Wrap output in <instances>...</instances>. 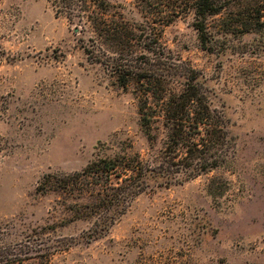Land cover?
Here are the masks:
<instances>
[{"label":"rangeland","instance_id":"rangeland-1","mask_svg":"<svg viewBox=\"0 0 264 264\" xmlns=\"http://www.w3.org/2000/svg\"><path fill=\"white\" fill-rule=\"evenodd\" d=\"M110 1L130 23L151 18L138 0ZM219 19L210 49L192 15L158 27L169 54L201 72L234 157L184 184H151L94 239L92 220L39 187L128 143L145 155L138 95L88 58L87 34L53 1L0 0V250L33 257L23 264H264V30L223 36Z\"/></svg>","mask_w":264,"mask_h":264},{"label":"trees","instance_id":"trees-1","mask_svg":"<svg viewBox=\"0 0 264 264\" xmlns=\"http://www.w3.org/2000/svg\"><path fill=\"white\" fill-rule=\"evenodd\" d=\"M51 1L87 34L88 58L104 66L121 88H135L149 145L143 155L128 143L79 172L48 175L39 187L64 196L76 220H92L97 239L151 184H184L234 157L236 139L224 114L209 103L201 72L169 54L158 26L192 15L201 43L212 48L209 21L216 17L223 36L264 30V0H138L151 15L142 25L126 21L110 0ZM28 256L0 250V264H23L33 258Z\"/></svg>","mask_w":264,"mask_h":264}]
</instances>
